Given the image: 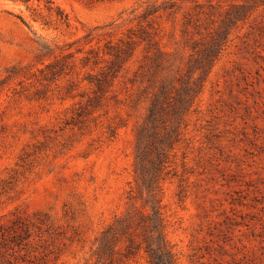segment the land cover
Instances as JSON below:
<instances>
[{
  "label": "rangeland",
  "instance_id": "obj_1",
  "mask_svg": "<svg viewBox=\"0 0 264 264\" xmlns=\"http://www.w3.org/2000/svg\"><path fill=\"white\" fill-rule=\"evenodd\" d=\"M131 40L99 91L104 51ZM180 74L203 85L157 142L174 141L160 206L176 264H264V0H0V264H151L124 238L113 262L98 250L129 212L135 234L155 223L137 133Z\"/></svg>",
  "mask_w": 264,
  "mask_h": 264
},
{
  "label": "trees",
  "instance_id": "obj_2",
  "mask_svg": "<svg viewBox=\"0 0 264 264\" xmlns=\"http://www.w3.org/2000/svg\"><path fill=\"white\" fill-rule=\"evenodd\" d=\"M155 12H157V9L153 8L147 15ZM134 45V40H131L124 43V47L118 45L107 47L106 51H104L105 55L110 56L109 59H106L107 66L101 71L100 75L91 80L99 91H104L106 86L109 85L111 78L120 72L126 57L132 54L135 48ZM221 49L222 43L218 37H213L208 46L197 51L199 57H197L196 65L194 64L196 70L206 75L220 54ZM90 53L94 54V56L97 55V52L91 51ZM159 57L160 54L155 55L157 63ZM203 75L194 79L192 76L180 74L169 89L168 84L165 83L153 94L149 107V119H152V123L155 125L153 127L154 132L147 137L144 130L145 126L142 125L138 129L136 169L139 181L147 187L148 195L152 197L154 203L153 216L155 219H152V217L147 219H151L155 223L151 231L148 232L149 226L146 218H141L138 221V226L142 227L146 233L135 234L134 231H131L134 215L130 212L126 216L115 220L102 233L98 250L100 260L107 257L108 260L110 259L113 262L116 244L124 238L128 242L126 257L135 255L143 247L150 257L151 264H176L172 247L165 237L164 218L160 206V183L165 179L163 175L168 163L166 147L173 148L174 141L168 138L166 147H164L165 145L157 147V142L162 143L161 139H164L165 135H169L170 132L174 131L175 125L181 123L184 115L191 109L196 96L201 91ZM160 128L166 130V134H161Z\"/></svg>",
  "mask_w": 264,
  "mask_h": 264
}]
</instances>
